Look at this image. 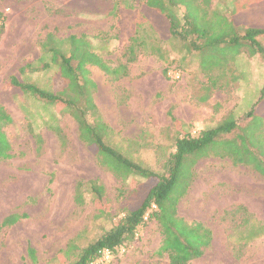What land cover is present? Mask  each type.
Returning a JSON list of instances; mask_svg holds the SVG:
<instances>
[{
	"label": "rangeland",
	"instance_id": "rangeland-1",
	"mask_svg": "<svg viewBox=\"0 0 264 264\" xmlns=\"http://www.w3.org/2000/svg\"><path fill=\"white\" fill-rule=\"evenodd\" d=\"M143 1L136 0L135 11H124L120 23L107 15L113 0H0V107L11 118L0 122L11 155L0 159V264L68 262L71 258H65L63 250L69 244L86 246L124 209L139 205L149 189L146 180L105 170L79 140L77 124L68 114L14 95L8 86L20 68L49 63L40 50L48 33L59 39L85 35L108 66L125 64L123 48L114 38L126 34ZM245 1L209 3L228 16ZM253 2L238 9L233 19L245 27H264V3ZM257 41L264 47V36ZM162 48L166 62L142 57L128 64L129 75L117 81L95 66L87 67L96 86L92 96L97 114L110 129L107 142L127 159L160 173L174 152L177 131L194 135L226 120L237 122L239 149L236 141L217 139L184 161L175 188L182 194L177 213L187 222H201L214 235L199 264H262L264 239L239 236L258 232L264 223V176L259 174L264 163L255 159L261 152L264 159V57L229 47L188 55L176 41H166ZM55 72L50 66L23 79L48 89ZM57 125L64 143L51 129ZM233 158L240 163L233 165ZM89 181L104 187L107 217L97 215L86 187L81 191L85 203H75L76 184ZM4 220L9 225L2 226ZM159 246L157 224L149 221L99 264H168L166 256L157 255ZM29 248L35 252L34 262L27 255Z\"/></svg>",
	"mask_w": 264,
	"mask_h": 264
},
{
	"label": "trees",
	"instance_id": "trees-1",
	"mask_svg": "<svg viewBox=\"0 0 264 264\" xmlns=\"http://www.w3.org/2000/svg\"><path fill=\"white\" fill-rule=\"evenodd\" d=\"M252 1L253 4L264 3V0L245 1L226 16L215 9L212 10L209 0H144L142 12L140 11L133 24L126 28V36L116 35L114 38L119 47L123 48L125 64L115 68L108 66L96 54L85 35H71L59 39L54 33H48L40 43V50L43 56L49 58V63L41 62L37 68L25 66L11 76L8 86L15 92L14 95L32 98L53 106L60 114H68L73 118L77 124L79 140L105 170L111 171L117 177L135 176L150 182L149 189L139 205L124 209L123 215L108 230L82 248L69 244L63 250V255L71 260L63 264H99L98 261L105 251L115 253L133 240L149 221L156 222L160 234L157 255L166 256L168 264H190L193 260L201 258L205 250L211 246L210 229L200 222H187L178 215L177 202L182 194L175 193L176 183L184 161L195 152L212 145L217 139L236 141L235 149H239L241 144L238 139L241 134L236 129L237 122L226 120L214 128L194 135L177 131L174 152L165 162L163 171L155 172L127 159L108 144L109 128L97 114L92 96L96 86L89 78L87 67L95 66L110 81H117L129 75L128 64L142 57L155 56L159 61L166 62L167 56L162 48L166 41L178 42L188 55L192 52L229 47L238 53L246 51L249 56L264 57V47L257 41L258 37L264 36V27H245L233 19L238 9H246ZM135 3L136 0H113L107 15L123 23L126 15L124 11H135ZM0 18H3L1 13ZM3 29L1 26L0 34ZM162 31L166 32L164 36H161ZM50 66H54L56 72L48 89L23 79L27 73L45 71ZM54 80L58 84H53ZM169 116L175 123L176 119L171 113ZM0 122H11V118L1 107ZM51 129L59 141L64 143L65 136L61 128L57 125ZM233 134L234 136L230 138ZM34 137L40 146L42 142L40 137L37 135ZM9 153L10 146L0 131V159H9L11 157ZM262 155L261 152L255 157L261 164L264 163ZM237 160L233 158L232 164L238 165L240 160ZM246 166L254 170L250 164L246 163ZM259 174L264 176V171ZM84 187L93 194L91 201L96 207L97 215L107 217L108 201L105 198V189L98 181L77 183L75 203L79 206L85 203L81 196ZM7 225L9 224L4 220L2 226ZM258 230L249 233L247 231L245 235L240 234L239 238L252 240L264 238V223ZM27 255L31 261H35L33 249H27Z\"/></svg>",
	"mask_w": 264,
	"mask_h": 264
},
{
	"label": "crops",
	"instance_id": "crops-1",
	"mask_svg": "<svg viewBox=\"0 0 264 264\" xmlns=\"http://www.w3.org/2000/svg\"><path fill=\"white\" fill-rule=\"evenodd\" d=\"M200 223H201V222H200ZM212 235H213V234H212ZM258 239L260 240V239H264V238H258ZM213 240H214V235H213V239H212L211 246L213 245ZM211 246H210V247H211ZM210 247H209V248H210ZM209 248H208V249H209ZM208 249L205 250V252H204V254L202 255V257L205 255V253H206V251H207ZM202 257H201V258H202ZM201 258H198V259L193 260L190 264H193V263H195V262H197V263L199 264L198 261H199ZM262 264H264V263H262Z\"/></svg>",
	"mask_w": 264,
	"mask_h": 264
},
{
	"label": "built area",
	"instance_id": "built-area-1",
	"mask_svg": "<svg viewBox=\"0 0 264 264\" xmlns=\"http://www.w3.org/2000/svg\"><path fill=\"white\" fill-rule=\"evenodd\" d=\"M109 255H110V253H109L108 251H105V252L103 253V256L99 259L98 262H101L104 258L108 257Z\"/></svg>",
	"mask_w": 264,
	"mask_h": 264
},
{
	"label": "bare ground",
	"instance_id": "bare-ground-1",
	"mask_svg": "<svg viewBox=\"0 0 264 264\" xmlns=\"http://www.w3.org/2000/svg\"><path fill=\"white\" fill-rule=\"evenodd\" d=\"M22 189V188H21Z\"/></svg>",
	"mask_w": 264,
	"mask_h": 264
}]
</instances>
